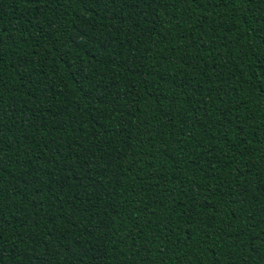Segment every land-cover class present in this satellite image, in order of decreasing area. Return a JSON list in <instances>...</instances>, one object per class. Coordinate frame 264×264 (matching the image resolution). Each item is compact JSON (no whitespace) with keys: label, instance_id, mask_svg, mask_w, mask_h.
I'll use <instances>...</instances> for the list:
<instances>
[{"label":"trees","instance_id":"obj_1","mask_svg":"<svg viewBox=\"0 0 264 264\" xmlns=\"http://www.w3.org/2000/svg\"><path fill=\"white\" fill-rule=\"evenodd\" d=\"M0 264H264V0H0Z\"/></svg>","mask_w":264,"mask_h":264}]
</instances>
